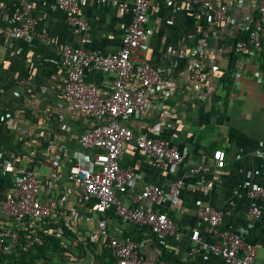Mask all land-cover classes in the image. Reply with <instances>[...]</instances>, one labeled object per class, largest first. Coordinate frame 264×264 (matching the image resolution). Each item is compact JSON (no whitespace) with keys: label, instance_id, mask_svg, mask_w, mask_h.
<instances>
[{"label":"crops","instance_id":"0c3cea01","mask_svg":"<svg viewBox=\"0 0 264 264\" xmlns=\"http://www.w3.org/2000/svg\"><path fill=\"white\" fill-rule=\"evenodd\" d=\"M29 1L35 31L48 40L35 36L23 43L0 37V159L34 170L38 197L52 207L47 218L35 223L49 241L47 251L31 264H103L107 246L97 231L99 214L90 209L92 200L84 191L66 178L69 167L86 164L93 151L77 141L91 122L66 106L59 49L64 44L96 53L117 49L132 16L133 0H84L80 14L88 28L81 32L55 18L53 0ZM211 1L223 3L226 14L206 35L204 13L190 18L182 9L171 12L161 1L150 11L147 26L152 35L143 56L159 74L184 81L152 88L147 111L122 119L134 135L143 131L173 144L183 158L178 167L155 168L130 141L123 145L119 162L121 168L138 174L129 185L134 190L150 185L165 188L174 178L182 180L177 199L164 192L154 204L155 210L173 219L184 233L182 238L139 232L119 220L112 208L103 213L110 233L137 241L140 255L156 264H225L187 238L198 204L220 211L223 226L250 242L255 263L264 264V211L251 218L250 201L244 196L247 185L264 183V49L242 57L240 69L233 59L235 42L248 28L253 9L264 0ZM17 2L0 0V5L7 6L10 16L18 10ZM190 65L198 74L193 80L186 79ZM85 80L102 91L108 89L107 75L90 72ZM216 149L224 153L222 167L188 175L193 165L211 166V152ZM50 172L59 177H51ZM13 177L0 170V198L9 192ZM9 226V221L0 220L2 229Z\"/></svg>","mask_w":264,"mask_h":264},{"label":"built area","instance_id":"2783aa9c","mask_svg":"<svg viewBox=\"0 0 264 264\" xmlns=\"http://www.w3.org/2000/svg\"><path fill=\"white\" fill-rule=\"evenodd\" d=\"M54 16L77 32L85 31L88 23L80 14L84 0H53ZM171 12L183 10L196 19L198 14L206 15L203 35L208 34L221 22L226 14L223 3L214 5L211 0H133L132 16L120 38L119 47L108 53L84 51L64 44L59 49L58 64L62 70L61 91L68 109L80 112L91 122L78 136L79 145L93 154L86 164L73 163L66 175L67 180L81 188L92 200L90 209L99 214L96 221L98 234L104 239L113 257V264H156L142 257L138 242L127 237H116L106 228L103 213L112 208L114 215L122 222L132 224L137 230L156 235H174L182 238L173 219L165 212L154 209V204L165 193L177 199L182 186L180 178L166 183L165 188L150 185L134 190L129 185L138 177L130 168H121L123 145L133 141L155 168L178 167L182 155L176 146L154 138L143 131L135 135L128 123L133 115L147 111V98L152 88L177 86L184 78L159 74L143 53L147 48L152 29L147 26L148 15L158 7L159 2ZM18 10L8 14L6 5H0V37L29 43L35 36L48 40L45 34L35 31L36 20L32 16L29 0H18ZM122 6H126L122 3ZM8 22V25H4ZM264 49V4L257 5L249 18L244 37L234 44L238 57L234 67L241 68V59ZM107 75V91L85 80L87 73ZM198 74L193 65L188 68L186 79L193 80ZM53 77V76H51ZM212 165L198 164L188 168V175L207 173L211 168H220L224 153L220 149L211 152ZM0 170L13 173L9 192L0 198V220L11 223L0 227V253H8L16 246L27 251L34 244L42 243L43 234L35 223L47 218L52 207L38 197L37 173L18 167L8 159H0ZM53 178L58 173L50 172ZM244 196L250 201L248 214L259 217L264 211V183L249 184ZM187 238L199 250L213 257L221 258L225 264H256L254 246L242 240L234 231L222 224V213L210 205L198 204L195 222Z\"/></svg>","mask_w":264,"mask_h":264},{"label":"trees","instance_id":"16d2710c","mask_svg":"<svg viewBox=\"0 0 264 264\" xmlns=\"http://www.w3.org/2000/svg\"><path fill=\"white\" fill-rule=\"evenodd\" d=\"M242 37H244V34L240 36V38ZM237 55L238 53L235 51V55L233 59H236ZM260 65L263 66L262 64ZM138 231L146 232L143 230H138ZM123 237L132 239L131 237L127 235L126 236L124 235ZM52 240L54 241V239H50L51 242ZM48 243L49 241L47 240V238H44V235H43L42 243L39 245L34 244L27 251H23L16 246L8 253H0V264H31L33 258L38 257V256H41V257L45 256V253L48 248ZM106 256H107V260L103 264H113V257L111 256V253L108 247L106 250Z\"/></svg>","mask_w":264,"mask_h":264}]
</instances>
